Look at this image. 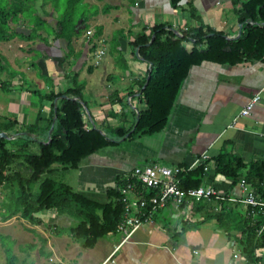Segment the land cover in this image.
<instances>
[{
  "label": "crops",
  "instance_id": "0c3cea01",
  "mask_svg": "<svg viewBox=\"0 0 264 264\" xmlns=\"http://www.w3.org/2000/svg\"><path fill=\"white\" fill-rule=\"evenodd\" d=\"M60 1L27 0L21 6L24 12L10 18L0 40V60L29 78L25 92L9 88L11 100L21 105L23 113V121L16 117L21 129L18 136L33 133L39 142L46 143L55 125L57 105L76 79L87 106L85 121L90 118L106 137L108 133L103 129L109 128L115 136L109 138L117 143L83 160L73 184H68L76 191L107 204L108 191L137 166L189 167L206 155L208 159L195 165L206 166L202 187L244 198L241 182L231 188V180L216 174L214 159L228 146L229 152L247 162L264 161V64H204L195 68L164 130L128 139L139 114L148 108L141 99V84L152 69L140 56V47H134L137 38L151 35L156 26L182 35L183 31L203 25L234 39L240 23L233 0H177L176 5L174 0H83L79 13L77 9L74 15L75 33H68L71 28L64 30L71 42L59 37ZM30 8L35 14L33 26ZM89 31L93 32L91 38ZM184 46L191 49L193 43L189 41ZM99 50H105V56L94 66L92 59ZM68 55L72 56L70 64ZM30 57H34L33 63L28 64ZM14 79L20 78L9 77L10 81ZM43 86L47 93L41 91ZM58 94L63 95L53 100ZM258 94L261 99L252 113L234 124ZM45 95L50 98L45 99ZM33 96L40 100L33 101ZM118 128L131 132L121 139L116 134ZM39 142L31 143L28 150L40 151ZM9 195L6 193L5 199ZM5 199L0 205L2 250L6 258L4 241L11 238L13 251L22 264H247L246 258H234L236 238H241V233H228L216 218L209 217L221 209L214 199L192 202L185 209L170 202L125 244L121 245V235L115 234L101 238L93 248H83L75 241L71 230L78 221L55 209L36 213L41 224H32L20 215L4 220Z\"/></svg>",
  "mask_w": 264,
  "mask_h": 264
},
{
  "label": "trees",
  "instance_id": "16d2710c",
  "mask_svg": "<svg viewBox=\"0 0 264 264\" xmlns=\"http://www.w3.org/2000/svg\"><path fill=\"white\" fill-rule=\"evenodd\" d=\"M26 1L13 0L10 8H2L0 1V36L7 29L10 18L24 12L21 6ZM82 1L69 0L58 24L59 37L69 42L72 38L66 36L64 30L67 32L71 28L68 33H75L74 5ZM174 4H177V0H174ZM233 6L239 23L243 24L242 34L238 39H228L223 32L203 25L183 31L182 37L163 26H156L151 35L143 34L137 38L134 47H140V56L153 64L150 77L147 76L141 84V99L148 108L139 114V121L133 125L132 132L118 128V138L125 139L129 132L128 139H131L164 130L180 91L195 68L204 64L228 67L256 62L264 64V0H233ZM153 34L155 39L147 46ZM189 41L193 43L191 49L184 46ZM148 77L149 83L143 89ZM81 90L79 81L74 79V87L66 95H73L76 99L64 98L57 105L55 125L46 143L39 142L40 138L34 137L33 133L23 134L21 137L11 133L18 127L17 118L0 119V133L7 132L9 137L0 139V188L7 189L12 195L15 189L19 192L12 201L9 198L3 203L4 220L20 215L32 224H41L36 213L55 209L78 221L71 230L75 241L80 242L83 248H93L101 238L119 234L117 231L124 214V205L117 188L108 191L107 204H100L67 183L59 182L55 177L56 170H76L86 158L117 144L85 121ZM62 95H54L53 100ZM44 98L49 99L50 95H45ZM33 142L40 143L37 154L28 150ZM227 148L228 146H224L214 159L216 174L231 180V188L245 180L258 198L264 200V161L253 159L247 162ZM205 173L204 164L190 171H183L177 178L180 187H202ZM123 180L124 177L118 180V185ZM34 189L36 193H33ZM210 199L216 200L214 197ZM219 203L220 211L209 217L216 218L220 227L228 233L233 230L241 233V238L236 239L247 264H264V232L259 234L264 217L254 216L255 210L246 204L232 205L228 201ZM6 258L5 264H22L8 246Z\"/></svg>",
  "mask_w": 264,
  "mask_h": 264
},
{
  "label": "built area",
  "instance_id": "2783aa9c",
  "mask_svg": "<svg viewBox=\"0 0 264 264\" xmlns=\"http://www.w3.org/2000/svg\"><path fill=\"white\" fill-rule=\"evenodd\" d=\"M88 36L92 37L93 32L89 31ZM104 55V50L96 52V65L101 63ZM260 99V94L256 95L235 118L233 123L236 124L238 118L249 116ZM206 159H208V156L205 155L196 164ZM195 165L185 169L180 166L167 167L151 164L137 166L127 173L123 182L116 187L120 194V201L124 205V214L117 231L122 237L121 245L130 241L144 223L151 221L170 202L175 203L178 208L183 207L185 209L192 202H200L214 197L219 202L229 201L246 204L255 210L253 211L254 216L264 217V200L258 198L254 189L247 185L245 180L241 182L245 192L244 198L226 197L210 186L181 188L180 181L177 179L178 176L185 170H192ZM262 232H264V224L260 228L259 234H262ZM235 249L234 258L244 260L245 257L239 243L235 242Z\"/></svg>",
  "mask_w": 264,
  "mask_h": 264
},
{
  "label": "rangeland",
  "instance_id": "374dc122",
  "mask_svg": "<svg viewBox=\"0 0 264 264\" xmlns=\"http://www.w3.org/2000/svg\"><path fill=\"white\" fill-rule=\"evenodd\" d=\"M0 1L2 2V4H1V7L2 8L9 7V5L11 3L13 4V0H0ZM60 2L62 4V8L59 9V11H60L61 14H63L65 12V10L67 9V7H68L69 0H61ZM79 4L78 5H74V11H75V13H76L77 9H78V13H79V9H80V8H78L79 7ZM27 13H28V11L26 12V14ZM28 14L30 16V20H32L31 25L33 26L34 25V15L35 14H34L32 8L29 9V13ZM89 38H91V37H89ZM0 40H2V34L0 36ZM104 56L102 57L101 60H103ZM67 57H68L67 64H70V59H71L72 56L68 55ZM33 58L34 57H30L29 58L28 64L33 63L32 62ZM92 61H93V65L95 66L96 65V54H95V57L93 56ZM17 66H21L22 67L24 65L23 64L22 65L21 64H17ZM99 68H101V66ZM94 69L96 70L95 67H94ZM37 71H38V67H37ZM12 75L17 76L20 79L19 80H15L14 79L13 81H10L9 80V77H12ZM98 77H100V76H98ZM27 79L29 81L28 76L23 71L14 68L12 65H10V63H8L7 61H5L4 59L3 60H0V115H1V118L0 119H2V120L4 118L7 119V117L10 116L12 118H16L17 117L19 119V121H23L21 119V117H22L21 115H23V113L20 110L21 105H19V103L17 104V102H15V101H12L11 100L12 99V97H11L12 96L11 95V90L15 89V90H18V91H21L22 90L23 92H25L26 91V88L30 85L29 82H27ZM9 88H12V89L10 90ZM40 89H41L42 92L47 93L44 86H43V88H40ZM33 97H34L33 101H35V102H38L40 100V97H38V96L37 97L36 96H33ZM25 98H27L26 95H25ZM25 98L24 99L22 98L23 99V102H24V100H26ZM82 104H83L85 113L87 114V111H86L87 106H85V102H82ZM23 106H25V103H23ZM87 117H89V116H87ZM87 119H88L87 122L89 124H93L94 125V123L90 120V118H87ZM104 129H103V131L106 132V133H108V134H106L107 135V138L111 137V135H113V137H115L114 136V132L112 133L109 130V128H107L106 131ZM19 132H21V129H19L17 127L15 129H13L11 133L18 135ZM12 138L14 139L15 136L12 137ZM34 146H37V143ZM32 152L33 153L36 152V154H37V153H39V149L38 148H36V150H33L32 149ZM100 152L104 153L105 150L104 151L101 150ZM75 175H76V170H72L71 169L69 172L62 173V174L59 173L55 177L58 179L59 182H64V183H67V184H73L74 181L72 179H73V177ZM6 193L7 194L9 193L10 195L5 199ZM33 193H36V190L35 189L33 190ZM18 195H19V192L16 189L13 191V195H12V193L9 192L7 189L0 188V205L2 204V202H3L4 199L6 201H8L9 198H10L11 199L10 201H12V198L14 199V197H16ZM1 229L2 228H0V234H3V231ZM5 243H6V245H5ZM4 245L5 246H8L9 248H11L13 250V245L14 244H13V240L11 238L7 239V241H4ZM17 253L19 254L20 252L17 251ZM6 261L7 260L5 258V254L3 253V250H2V244L0 242V264H5Z\"/></svg>",
  "mask_w": 264,
  "mask_h": 264
},
{
  "label": "water",
  "instance_id": "95a60500",
  "mask_svg": "<svg viewBox=\"0 0 264 264\" xmlns=\"http://www.w3.org/2000/svg\"><path fill=\"white\" fill-rule=\"evenodd\" d=\"M242 28H243V24H239V33H238V36H237L236 38H234V39H238V38L241 36V34H242ZM177 35H178V34H177ZM179 36L182 37V35H179ZM154 39H155V35H153L152 40L147 44V46H150V45L153 43ZM228 39H231V38H228ZM231 40H232V39H231ZM137 53H138V52H137ZM149 64H150V67H152L153 64H152V63H149ZM148 83H149V78H148V80H147L145 86L143 87V89L146 88V86L148 85ZM64 98H67V96H64ZM73 99H76V98H73ZM138 121H139V116H138V118H137V122H138ZM1 138H5V139L9 138L7 132H1V133H0V139H1Z\"/></svg>",
  "mask_w": 264,
  "mask_h": 264
}]
</instances>
